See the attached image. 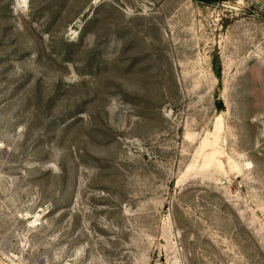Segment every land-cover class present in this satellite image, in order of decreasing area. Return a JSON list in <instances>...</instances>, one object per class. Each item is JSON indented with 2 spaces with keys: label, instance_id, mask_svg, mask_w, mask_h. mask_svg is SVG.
<instances>
[{
  "label": "rangeland",
  "instance_id": "374dc122",
  "mask_svg": "<svg viewBox=\"0 0 264 264\" xmlns=\"http://www.w3.org/2000/svg\"><path fill=\"white\" fill-rule=\"evenodd\" d=\"M0 264H264V0H0Z\"/></svg>",
  "mask_w": 264,
  "mask_h": 264
},
{
  "label": "trees",
  "instance_id": "16d2710c",
  "mask_svg": "<svg viewBox=\"0 0 264 264\" xmlns=\"http://www.w3.org/2000/svg\"><path fill=\"white\" fill-rule=\"evenodd\" d=\"M199 1H203V2H209L210 0H199Z\"/></svg>",
  "mask_w": 264,
  "mask_h": 264
}]
</instances>
